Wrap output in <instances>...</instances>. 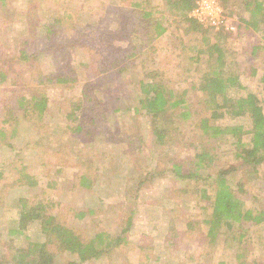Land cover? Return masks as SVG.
Masks as SVG:
<instances>
[{
  "label": "trees",
  "instance_id": "obj_1",
  "mask_svg": "<svg viewBox=\"0 0 264 264\" xmlns=\"http://www.w3.org/2000/svg\"><path fill=\"white\" fill-rule=\"evenodd\" d=\"M218 1L230 17L238 13L235 7L243 10L240 30L244 27L246 31L261 32L264 35V0ZM101 2L103 15L95 18L108 26L109 39L99 35L100 44L108 43L105 53L93 62L81 64V74L86 77V81L94 80V84L114 81L120 74L127 73L143 55H148L149 67H154L150 69L145 66L148 68L145 78L138 81L137 89L136 84L129 81L130 85L135 86L137 100L128 111L147 123L152 142L165 153L159 156L154 170L134 177L135 193L157 177L168 174L178 181L191 184L189 186L195 189L200 184L204 186L200 193L195 190L196 195L192 196L196 208L203 211L202 219L189 220L187 232H183L177 227L180 217L174 214L168 222L165 251L172 254L174 250H185L188 232H199L202 242L212 249L218 248L221 243L224 247L233 249L238 264H259L257 259L249 262L248 252L254 229L258 228V233L264 229V58L261 53L264 47L258 43L253 46L252 52L256 62L263 63L259 77L262 89L258 94L242 83V77L247 74L248 69L251 76L257 75L258 69L254 68L250 54L245 52L246 64L242 67L237 60L238 54L227 48V40L232 33L214 32L189 18L196 0H89L80 9L90 10L95 16L93 10ZM77 13L78 11L70 13L66 10L62 16L55 17L40 29L39 26H31V32L39 35L41 30H45L51 36L56 29L61 28V24L74 20ZM71 24L76 27L74 23ZM182 25L187 26L185 34L197 35L198 39L187 51L186 66H182L183 58L177 55L175 72L169 76L165 68L157 65V43L172 27L179 30ZM95 28L94 23L85 28L90 32V38L98 35ZM114 39L125 45L115 46ZM32 41L33 37H27L21 43L19 61L24 73H15L16 76L13 77L16 89L12 90L13 95L6 102L10 104V111L7 113L10 117L1 122L2 141L9 140L16 134L19 115L43 118L49 106V99L42 91L45 83L71 88L79 81L75 71L57 75L48 73L45 77L35 73L32 61L39 57V52L31 49ZM181 48L187 49L186 44H182ZM52 51L53 47L48 52ZM104 56L109 61L105 62L107 58ZM203 56L207 58L205 63ZM186 75L192 76L190 88L181 89L180 82ZM8 76L2 67L0 81L6 82ZM99 94L96 91L92 94L85 91L83 98H87L86 100L75 98L72 101L68 120L71 121L69 128L74 135L85 132L91 136V125L99 126L102 117L106 122L112 120L110 116L101 113L103 103L100 102ZM195 97L197 100H194ZM115 99L120 100L116 94ZM77 111L88 113L93 124L79 119ZM117 113L120 111L113 112L114 117ZM228 120L235 124L221 123ZM111 132H102L101 135L109 136L112 142L119 145H125L129 139L119 129ZM129 143L134 147V141ZM225 144L231 147L232 160L221 153L220 149ZM173 146H196V152L194 156L188 157H180L179 153L177 156H170L166 151L172 150ZM89 161L87 160L88 163ZM88 163L81 164L78 178L80 186L90 189L94 185V177H91L92 166ZM240 172L242 175L238 174ZM237 176L240 177L239 180L234 181ZM5 181L0 172L2 193L8 188ZM17 181L29 187L37 185L34 178L24 172H20ZM257 184L261 185V193L257 192ZM177 194L190 195L191 190H178ZM136 197L134 195L133 202ZM3 199L0 195V200ZM51 202L25 198L15 202V226L9 228L4 237L0 235V264H59L57 255L64 253L70 257L67 264H83L103 257L110 258L114 252L127 256L132 250L129 234L133 227V210L129 217L121 218L123 221L117 232L111 234L101 230L91 236L86 228L74 226L62 216L55 215ZM75 214L84 219L94 212L81 211ZM34 223H38L39 233L44 239L42 242L34 241L30 235ZM135 252L139 259L134 263L128 261L129 264H151L152 246H142L140 243ZM138 252L142 253L141 257ZM196 262L193 264H199Z\"/></svg>",
  "mask_w": 264,
  "mask_h": 264
},
{
  "label": "rangeland",
  "instance_id": "obj_2",
  "mask_svg": "<svg viewBox=\"0 0 264 264\" xmlns=\"http://www.w3.org/2000/svg\"><path fill=\"white\" fill-rule=\"evenodd\" d=\"M84 2L87 3L89 0H0V20H2L0 21V70L4 67L9 75L6 82L0 81V126L4 119L10 117L7 114L10 111V104L6 102L13 95L12 90L16 89L13 77L16 76L15 73H24L19 58L22 53L21 43L25 38L33 37L30 47L39 52V57L32 61L35 73L45 77L48 73L57 75L75 71L79 80L71 88L45 83L42 91L49 99V106L43 118L19 115L16 134L13 138L6 141L0 140V172L3 173L8 185L6 191L0 192V195L4 197L0 200L1 237H4L9 228L15 226L16 201L20 198L42 199L52 201V212L55 215L62 216L74 226L86 228L91 236L101 230L111 234L117 232L123 221L121 218L129 217L133 210V227L129 234L132 250L127 253V256L114 252L110 258L103 257L83 264L137 262L139 257L135 250L140 243L142 246H152L151 264H193L195 261L199 264H220V262L238 264L233 249L224 247L223 243L218 248L212 249L202 242L199 232H188L186 237L188 245L185 250H174L172 254L165 251L164 240L168 233V222L174 214L179 215L177 227L183 232H187L186 225L189 220L202 219L203 211L196 208L192 196L196 195L194 194L196 192L200 193L204 186L200 184L195 189L189 186L191 184L178 181L168 174L157 177L135 193L134 177L154 170L158 165L159 156L165 153L152 142L147 123L128 111L137 100L135 90L138 87V81L145 78L150 63L149 58L147 59L148 55H143L127 73L120 74L114 81H103L97 84H94V80L87 82L86 77L81 74L83 72L81 64L87 61L93 62L105 53L108 43L100 44V36L103 35L109 39L110 30L104 21L95 18L98 15V18L102 17L103 2L96 10H93L95 16L90 10L80 9ZM235 9L239 14L232 17L237 19L238 26L236 32L232 33V36L229 35L227 48L238 54L237 60L242 67L246 64L245 52L250 54L254 68L258 69L257 75L251 76V71L248 69L247 74L242 77V83L251 91L260 94L262 85L259 77L262 74L263 63L256 62L252 52L253 46L258 43L264 47V35L261 32L246 31L244 27L240 30V16L243 10L240 7ZM66 10L70 13L73 11L78 13L74 20L61 24V28L56 29L51 36L45 30H41L39 35L31 32V26H39L40 29L55 17L62 16ZM71 23H74L76 27ZM90 23H94V27H97L95 31L98 34L91 38L88 36L89 30H85ZM185 27L187 26L182 25L179 30L177 27H172L169 33L157 43V65L165 68L169 76L175 72L177 55L183 58L182 66H186L187 51L196 44L198 39L197 35L185 34ZM113 44L125 45L116 39ZM182 44H186L187 49L183 50ZM52 47L53 51L49 53ZM261 53L264 58V51ZM104 57L107 58V56ZM206 59L203 56V63ZM104 61H109V58ZM246 67L249 68L247 65ZM173 80H176L175 77ZM129 81L136 84V89L134 85L129 84ZM191 81L192 76H184L180 82L181 89L190 88ZM85 91L89 94L94 91L100 93L98 96L103 103L101 113L112 118L111 121L106 122L102 117L97 126L91 122L88 113L77 111L76 115L79 113V119H82L84 123L93 124L90 130L93 133L91 136L85 132L74 135L69 128L71 121L68 120V114L73 106L72 101L75 98L82 99ZM115 94L119 101H116ZM197 98L195 97L194 100ZM117 110L120 113L114 117L113 112ZM221 123L235 124L230 120L221 121ZM101 129L104 131H100ZM115 129L129 136L125 145L114 143L109 136L104 138L101 135L102 132L108 133ZM101 136L103 138H100ZM129 141L135 142L134 147ZM195 150L196 146H173L172 150H167L166 153L170 156H177L176 154L179 153L180 157H188L194 156ZM220 150L222 155H228L232 160L229 144H225ZM87 160H90L91 164ZM82 163L92 166L91 177H94V185L90 189L79 185L78 173ZM20 172L33 177L37 183L36 187L21 185L17 181ZM262 172L264 173V170ZM238 174L242 175V172ZM239 178L237 176L234 181H238ZM259 186L261 185L257 184V192L261 193L262 188ZM178 190H191V194L178 195ZM134 195L137 196L135 202H133ZM81 211H93L94 214L84 219L74 215ZM31 230L30 235L33 236L34 241H44L39 233L38 223H34ZM259 231L258 228L253 231L248 256L249 262L257 259L259 264H264V229L258 233ZM138 254L142 256V253L138 252ZM56 260L59 264H67L70 257L65 253L59 254Z\"/></svg>",
  "mask_w": 264,
  "mask_h": 264
},
{
  "label": "built area",
  "instance_id": "obj_3",
  "mask_svg": "<svg viewBox=\"0 0 264 264\" xmlns=\"http://www.w3.org/2000/svg\"><path fill=\"white\" fill-rule=\"evenodd\" d=\"M189 18L214 32L234 33L237 19L228 16L218 0H196Z\"/></svg>",
  "mask_w": 264,
  "mask_h": 264
}]
</instances>
